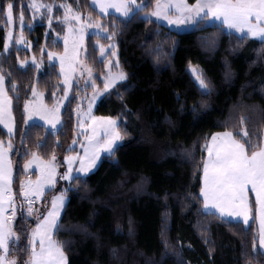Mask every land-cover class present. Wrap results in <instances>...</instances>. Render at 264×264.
Returning a JSON list of instances; mask_svg holds the SVG:
<instances>
[{"label":"trees","instance_id":"trees-1","mask_svg":"<svg viewBox=\"0 0 264 264\" xmlns=\"http://www.w3.org/2000/svg\"><path fill=\"white\" fill-rule=\"evenodd\" d=\"M28 1L0 0V73L12 98L15 120L13 136L0 123V142L11 139L15 145L11 159L18 198L23 166L31 153L51 158L79 149L70 148L78 127L76 95L64 106L57 132L38 122L27 124L25 104L34 86L50 105L54 95L64 91L59 67L48 61L46 53L44 68L38 72L33 65H19L27 55L24 50L15 44L5 49L7 5L12 3L17 16L23 11L29 18ZM42 1L69 2L82 13L100 17L91 0ZM155 1L140 0L142 10L130 17H105V27L115 33L112 38L97 34L87 38V62L98 80L105 61L96 41L117 43L127 79L104 95L95 113L116 118L123 139L114 154L102 156L94 171L76 175L58 188L68 200L55 237L68 264H264L253 195L252 220L245 225L207 211L200 191L205 144L213 134L232 131L246 145L263 144L264 41L241 39L224 25L204 20L188 31L173 30L142 16ZM56 14L61 15V9ZM53 26L64 32L62 22ZM24 31L34 40L37 54L45 40L50 49L61 50L52 36L45 39V24ZM193 68L203 75L210 91L199 86ZM241 128L247 130L248 139ZM55 192H47L45 208ZM37 220L36 215L30 218L21 212L14 224L19 239L10 243L8 255L18 264L29 257Z\"/></svg>","mask_w":264,"mask_h":264},{"label":"snow or ice","instance_id":"snow-or-ice-1","mask_svg":"<svg viewBox=\"0 0 264 264\" xmlns=\"http://www.w3.org/2000/svg\"><path fill=\"white\" fill-rule=\"evenodd\" d=\"M135 2L136 0H131L132 4ZM173 2L174 10L180 13L176 19L167 14L168 10L173 7ZM94 3H99L102 11H107L108 8H116L125 17L130 16L133 12L126 0H120L119 3H113L112 0H106V2L94 0ZM48 7L50 10L51 6ZM68 8L70 10V6ZM137 8L142 10V6L138 5ZM155 9L147 15L163 18L169 24L181 25L190 20L216 19L226 25L227 28L242 33L241 39L244 36H250L264 41V0H196L194 5H189L187 0H164V2L156 0ZM12 15L13 5L9 3L7 5V18L11 20ZM73 19L79 21L80 15L76 14ZM20 21L23 22L22 13ZM83 27L85 25H82L81 32ZM96 27H100V25L97 24ZM69 30L71 31V28ZM112 35L114 36L115 33ZM101 52L103 53V46H101ZM49 55L52 56L53 54L49 53ZM21 63L24 62L21 61ZM192 71L197 72L198 69L193 68ZM89 74L91 73L89 72ZM126 79L127 75L123 72L113 75L111 78L105 77V88L107 89L117 80ZM196 80L202 89L206 92L210 91L209 84L202 74L197 75ZM3 82L4 76L0 74V123H4L11 133V97L7 96ZM65 82H68L67 77ZM25 108L28 111L29 119L33 115H39L53 127L59 122L58 106L48 109L47 106L38 104L30 108L26 104ZM91 119L95 125L94 136L87 138L89 146L84 148L85 156L81 159V167L78 170L85 173L96 166L101 150L114 154L116 142L123 139V135L116 127V120L112 117H92ZM96 128L103 131L106 137L103 142L96 139ZM240 133L245 139H248L246 129L241 128ZM2 145L3 142H0V252L3 253L0 255V264H17L15 259H7L9 241L18 240L19 237L12 230V217L5 215L6 202L12 201L10 195L12 191V166L11 162L7 160V150ZM8 146L11 148L10 141ZM206 147L208 155L203 164L204 186L200 190L203 193L204 207H213L225 217H242L243 222L247 223L251 211L248 196L249 187H251L256 193V203L259 206V218L262 226L260 244L264 246V144L246 145L236 139L232 131H225L212 135L211 142ZM249 148L252 150L249 151ZM67 159L69 161L68 173L63 176V179L70 180L73 178L70 175L72 172L71 162L75 157L69 156ZM54 160V155L51 160L45 161L34 153L33 160L25 164V167H29L30 164L39 162L41 171L39 180L36 182L28 181L27 185H22V194L29 205V213L33 209L31 207L32 201L27 200V197L30 195L38 197L45 185L55 183L56 169L52 163ZM63 203L64 195L61 194L53 200L52 210L33 230L29 241L30 253L25 264H68L63 245L53 238L54 230L58 229L57 221ZM12 215L15 216L14 210Z\"/></svg>","mask_w":264,"mask_h":264},{"label":"rangeland","instance_id":"rangeland-1","mask_svg":"<svg viewBox=\"0 0 264 264\" xmlns=\"http://www.w3.org/2000/svg\"><path fill=\"white\" fill-rule=\"evenodd\" d=\"M28 2H29L28 3L29 18H27V15L23 13V11H21L19 15L17 16L15 14L14 9H13V15H12L11 20L7 18V34H6L5 49L6 51H8L15 44L17 49L24 50L27 53V55L19 59V65L23 68L29 65H33L34 67L37 68L38 72L42 71L44 68V53H46L48 61L51 63L57 64L59 67V73L61 75V85L63 86L64 91L62 94H55L54 102L50 105L47 103L45 99L44 92L41 91L37 86H34L31 92L30 98L27 100L26 104H28L30 108L38 104H43L47 106L48 109H52L58 106L59 122L55 125V127H53L52 125L48 124V122L39 115H33L31 119H29L28 111L25 108V112L27 116V124H30L32 122H38V123L46 125V127L52 132H57L61 128L62 123H63L62 111L67 101L75 95L78 98V104L75 107V111H74L75 117L78 121V127H77V132L75 134V139L70 145V148H74L75 146H77V148L79 149L77 151H72L63 157L55 155V160L52 161L56 169L55 183L51 185H45L40 196L37 197L34 195H30L29 197H27V200L32 201L31 207L33 211L29 213L28 212L29 205L26 202V199L23 197V194H22V185H27L28 181L36 182L37 180H39L41 176V171H40L39 162L32 163L30 164L29 167H25V164H28L29 161L33 160L34 153L45 161H49L52 158V157L43 158L37 152L31 153V155L28 157V159L26 160L23 166L24 177L21 182L20 197L18 198L17 195L12 190L10 193V195L12 196V201L6 202L5 215H7L8 217H12V221H11L12 230L14 231V224L18 220L19 213L22 212L30 218H34L35 215L36 217H38L36 225L32 229V232H33V230L36 229L37 224L41 222L45 216H47V213L49 211L52 210L53 200L56 197L63 194L64 203H63V207L60 209L59 218H58L57 223H59L60 221L63 208L68 200V196L64 192H57V190L62 184H65L66 186L72 180V179L70 180L63 179V176L68 173L69 161L67 157L69 156L75 157V159H73L71 162L72 172L70 175L72 177H75L76 174H79V173L85 174V172H81L78 170L81 167V159H83L85 156L84 148H87L89 146V140L87 138L94 136L93 129L95 125H93V120L91 118L92 117H112V116L96 115L95 109L98 103L100 102V100L104 97L106 93H108L117 84L125 81V80H117L110 87H108L107 89L105 88V77L111 78V76L116 75L120 72L125 73V71L120 67L117 43L114 39H110L109 41H103V40L96 41V46L99 49L100 59L105 61V69L103 73L100 75V80H98L97 73L93 70V68L87 62V58H86L87 38L90 34H97L100 36L112 38V34H110L108 29L105 27V17H107L109 14H117L122 17H125V16H123L119 11H117L116 8H108L107 11H102L100 8V4L94 3V0H91V4L100 14V17L98 18L94 17L93 15L85 14V13L78 11V9H76L69 2L58 3V2H45L42 0H29ZM101 2H106V0H101ZM112 2L119 3L120 0H112ZM126 2L129 4V7L133 9V12L132 14H130V16L133 15L135 11L138 10L137 8L138 5L141 6L140 0H136L135 4H132L131 0H126ZM162 2H164V0H162ZM187 3L189 5H194L196 3V0L194 2L187 0ZM155 5H156V1H155L153 9L150 12L143 13L142 16L144 18L146 17L153 18L157 20L158 22H160L161 24L173 30L188 31L194 28L196 24L198 23V21H200V20H195V21L190 20L187 23L181 24V25L169 24L163 18L150 17L147 15L156 10ZM48 6H51L50 10ZM68 6H70V10ZM57 9H61L62 11L61 15L56 14ZM21 13L23 14L22 23L20 21ZM76 14L80 15L79 21L73 19V17ZM167 14L173 19H176L179 17L180 13L174 10V2H173V7L168 10ZM6 17H7V10H6ZM56 21H60L64 25V32L62 34L59 33V31L55 29L53 26V23ZM204 21L206 24H212L214 22L216 23L219 22V20H216V19L204 20ZM38 24L46 25L45 39L51 38L50 36H52L55 44L62 46L61 50L50 49L47 46V41L45 40L43 47H42V52L40 54H37L35 52L34 50L35 42L30 36H28L25 33L24 29L25 28L34 29ZM97 24H99L100 27H96ZM82 25H85V27H83V31L81 32ZM70 28H71V31L69 30ZM233 30L236 31L235 29ZM235 33L238 35H243L242 33H239L237 31ZM112 45H115V47H112ZM101 46H103V53L101 52ZM49 53H52L53 55L50 56ZM21 61H23L24 63L22 64ZM89 72L91 74H89ZM193 74L195 78L197 75H199L198 71L193 72ZM66 77L68 80L67 83L65 82ZM112 118L116 120V127L118 128V124H119L118 120L114 117ZM222 132H225V131L216 132V133H222ZM95 137L96 139L101 140V142H103V139H106L103 131L100 130L99 128H96ZM78 138H81L80 141H78ZM236 139L242 142L241 139L237 137ZM9 141L11 142V148H9L8 146ZM120 141L121 140L116 142L114 149L117 146V144L120 143ZM210 142H211V139L205 144L206 152H207L206 145L209 144ZM6 145L8 146L9 148L8 150L10 151V154H11L15 148L13 141L11 139H8L6 141ZM106 154H109V153L107 151L101 150L99 153V159L96 161V166L92 168L90 171H88L87 173H91L92 171H94L98 167L102 156ZM85 163L87 162L85 161ZM49 191H56V192L50 199L49 207L45 208L44 201L46 200L47 192ZM250 194L253 195V192L249 187V193H248L249 202H250ZM254 199L256 201V197H254ZM13 210L15 211L14 217L12 215ZM219 215L225 219H234V220L236 219V221L238 218V217H225V216H222L220 213ZM258 226H260V224ZM259 229H260L259 234L261 235V228ZM32 232H31V236H32ZM55 232L56 230H54L53 238L57 240L55 237ZM12 241L14 240L9 241V245ZM261 247L264 250V246L261 245ZM0 255H3V253L0 252ZM7 259L9 260L15 259L17 261L16 258L10 257L8 253H7ZM17 264H18V261H17Z\"/></svg>","mask_w":264,"mask_h":264},{"label":"crops","instance_id":"crops-1","mask_svg":"<svg viewBox=\"0 0 264 264\" xmlns=\"http://www.w3.org/2000/svg\"><path fill=\"white\" fill-rule=\"evenodd\" d=\"M214 23H216V22H214ZM218 24H222L221 21H219ZM222 25H223V24H222ZM224 26L227 28L226 25H224ZM227 29L230 30V31L236 32V31H234L233 29H229V28H227ZM2 75H3V74H2ZM3 76H4V75H3ZM3 87H4V90H5L6 94H7V96H8V97H11V96L9 95L8 91H7V87H6V84H5V77H4ZM11 115H12V132H11V133H9L7 126H6L4 123H1V125H2V126L4 127V129L7 131V133H8L9 136H13V134H14V132H15V120H14L13 111H12V98H11ZM263 144H264V134H263ZM2 146H3L4 149L7 150V160L11 162V166H12V171H11V189L13 190L14 165H13V161H12V159H11L10 151L8 150V149H9L8 146H7L6 144H3ZM206 158H207V157H206ZM86 174H88V173H85V174H80V173H79V174H76V175H86ZM203 186H204V182H203ZM250 189H251V187H250ZM251 190H252V192H253L254 197H256V193H255V191H254L253 189H251ZM248 193H249V191H248ZM202 196H203V193H202ZM249 204H250V202H249ZM63 209H64V208H63ZM205 209H206L207 211H211V212H215V213L219 214L218 210H216L215 208H212V207L209 208V207H208V208H205ZM230 220H234V219H230ZM235 220H236V219H235ZM251 220H252V217H251V211H250V213H249V219H248V222H247V223H244V222H243V218H242V217H238V218H237V221H242L245 225H249L250 222H251ZM259 224H260V226H258ZM257 226H258V228H261V227H262V226H261V223H260V218H259V206H258V204H257ZM259 231H260V229H259ZM261 248H262V247H261ZM263 251H264V250H263Z\"/></svg>","mask_w":264,"mask_h":264}]
</instances>
